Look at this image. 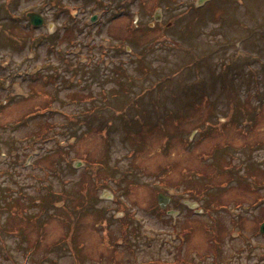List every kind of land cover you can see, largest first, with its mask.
Returning a JSON list of instances; mask_svg holds the SVG:
<instances>
[{
    "label": "rangeland",
    "instance_id": "1",
    "mask_svg": "<svg viewBox=\"0 0 264 264\" xmlns=\"http://www.w3.org/2000/svg\"><path fill=\"white\" fill-rule=\"evenodd\" d=\"M263 221L264 0H0V264H264Z\"/></svg>",
    "mask_w": 264,
    "mask_h": 264
},
{
    "label": "water",
    "instance_id": "2",
    "mask_svg": "<svg viewBox=\"0 0 264 264\" xmlns=\"http://www.w3.org/2000/svg\"><path fill=\"white\" fill-rule=\"evenodd\" d=\"M203 0H200L199 2L202 3ZM28 16L30 17L32 23L34 24H41L42 23V19L39 15H37L36 13H29ZM92 20H95V16L92 18ZM171 200V197L170 196H167L166 194L164 193H160L159 196H158V202H159V205L160 207L162 208H166L167 206V203ZM191 207H194L196 206V203H191V202H187ZM169 213H174V211L170 210ZM260 231L261 232H264V222L261 224V227H260Z\"/></svg>",
    "mask_w": 264,
    "mask_h": 264
},
{
    "label": "trees",
    "instance_id": "3",
    "mask_svg": "<svg viewBox=\"0 0 264 264\" xmlns=\"http://www.w3.org/2000/svg\"><path fill=\"white\" fill-rule=\"evenodd\" d=\"M92 98V97H91ZM73 117V116H72ZM47 131V129H43L42 130V133H45ZM40 134V133H39ZM39 134H37L36 136H39ZM232 175V174H231ZM189 191H191V190H189ZM56 191H51V193H55ZM55 195H57V192L55 193ZM209 202V201H208ZM131 216H133V214H131ZM125 239V241H127V236L124 238Z\"/></svg>",
    "mask_w": 264,
    "mask_h": 264
}]
</instances>
